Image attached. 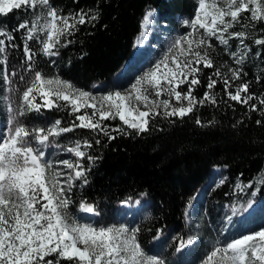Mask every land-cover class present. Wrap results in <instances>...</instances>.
<instances>
[{
    "label": "snow or ice",
    "instance_id": "6c2138e0",
    "mask_svg": "<svg viewBox=\"0 0 264 264\" xmlns=\"http://www.w3.org/2000/svg\"><path fill=\"white\" fill-rule=\"evenodd\" d=\"M13 10L31 14L30 19H22L13 31L25 33L23 53L29 63L28 70L34 75L20 97L21 102L3 107L4 127L0 128V264H165L163 259L148 254L141 246L138 227L129 228L125 224L99 226L80 222L70 213L73 203L70 193L76 187L83 188L88 184L87 174L91 168H85L83 161L85 157L90 163L97 159L86 151L92 148V143L76 140L74 146L65 149L76 158L75 162L63 159L54 164L47 158L49 154L45 150L52 146L53 138L58 139L77 128L115 140L113 133L148 132L150 117L162 115L165 119L178 117L182 120L192 114L197 105H217V94L213 89L218 81L222 83L228 100L246 106L249 101L258 100L264 105V96L249 93V82H242L229 91L235 81L247 75L244 65L251 47L245 40L256 24L264 23V0H197L194 17L184 21L190 31L173 42L159 63L136 80L126 93L114 91L100 96L77 88L59 76L46 77L33 69L31 61L35 53L29 48V42L43 33L38 41L40 54L48 58L59 56V49L72 43L69 37L74 36L81 26H95L100 19L98 10L81 9L62 15L51 0H0V14L7 15ZM244 13H248L243 17L246 23L241 20ZM154 15L155 10H146L142 26L150 25ZM237 25L242 30L231 31ZM260 31L264 32V29ZM14 39L5 26H0V65L4 66L0 69V81L8 86V92L13 89L7 70L6 41ZM252 39L258 48L264 46V38ZM213 40L222 46V52L230 55L236 67L227 63L218 66L214 62ZM232 40L237 41L235 49L230 44ZM255 55L259 57L260 51ZM224 68H227V74L222 71ZM204 69L215 70L206 77V90L198 99L193 93L201 84ZM20 79L23 80V76ZM181 85H187V89L178 90ZM38 98L41 103H37ZM42 109H62L73 115L74 120L71 126L62 127V121L56 119L50 126L31 128L20 120L32 112L42 115ZM83 109L92 111L79 114ZM250 110L258 111L257 105H250ZM259 111L264 116V109ZM117 118L122 122L121 127L110 128L103 123ZM195 122L201 124L198 118ZM94 143L99 145L101 141L95 139ZM61 167L68 172H61ZM259 182L264 183V176ZM251 186L238 183L236 188L244 191ZM252 203L249 200L247 207L250 208ZM242 209L243 206L241 209L234 207L233 216ZM79 211L99 214L93 204L83 199ZM228 222L231 223V217ZM161 232L158 230L155 238H159ZM193 242V238L181 240L177 251ZM202 264H264V228L242 234L222 246H214Z\"/></svg>",
    "mask_w": 264,
    "mask_h": 264
},
{
    "label": "trees",
    "instance_id": "16d2710c",
    "mask_svg": "<svg viewBox=\"0 0 264 264\" xmlns=\"http://www.w3.org/2000/svg\"><path fill=\"white\" fill-rule=\"evenodd\" d=\"M51 2L62 15L81 9L98 10L100 19L94 27L92 24L81 26L74 36L69 37L72 43L60 48L59 56L51 58L39 52L38 41L43 36L41 33L29 42V48L35 53L31 67L46 77L59 76L89 92H94L95 85H101L104 91L117 90L114 79L133 56L136 40L142 33L146 10L153 9L162 16L179 13L191 15L188 0ZM247 15L242 14V23L247 22L243 19ZM30 18V13L19 10H13L7 15L0 14V26H5L15 37L11 42L6 41V55L13 89L9 94H15L18 102H21L20 97L29 86L34 72L28 70L29 63L23 53L25 33L13 29L22 19ZM261 29H264V23L256 24L245 40L251 47L244 65L247 75L235 81L229 91H233L242 82H249V93L257 97L264 96V46L258 48L252 39L264 38ZM240 30V25L231 29ZM212 43L215 47L212 53L214 62L218 66L227 63L230 67H236L230 55L221 51L222 46L215 40ZM230 44L235 49L237 41L232 40ZM258 50L259 57L255 55ZM3 67L0 65L1 69ZM214 70L204 69L200 77L201 84L193 93L198 99L206 90V77ZM222 71L227 74V68ZM12 72L16 75L12 76ZM0 85V94H3L8 86L2 81ZM180 89L186 90L187 85H182ZM213 92L217 94V105H197L194 112L182 120L178 117L165 119L162 115L150 117L149 131L143 134L113 133L116 139L108 140L103 134L77 128L62 134L58 139L53 138L51 148L56 147L61 151L74 146L76 140H88L93 145L86 150L88 155L97 157L94 163H90L87 157L83 161L85 168L90 167L91 171L87 174L88 184L83 188L76 187L70 193L73 201L70 208L74 213L80 215L79 203L81 199L86 200L99 213L95 223L109 226L117 223L121 203H132L144 197L148 204L134 215L135 227L140 229L138 239L141 246L146 251L156 252L166 264H176L180 260L183 264L199 263L209 252L212 239L225 225L227 208L241 209L243 206L239 214L234 215L236 217L246 210L249 200L264 203V183L259 182L264 176V116L260 115L259 110L264 109V105H260L258 100L249 101L248 106L228 100L219 81ZM252 104L257 105L258 111L250 110ZM197 118L201 124L195 122ZM56 119L62 121V127L71 126L74 116L62 109H42V115L34 117L35 121L43 123L37 127L50 126ZM257 120L261 123L257 124ZM23 123L29 128L33 127ZM103 123L110 128L122 125L118 118ZM95 139H100L101 143L96 145ZM216 167L223 168L222 184L216 181ZM76 183L79 185L80 182ZM238 183L252 186L239 191L236 188ZM197 196L200 197L196 199ZM193 203L195 206L192 208L194 212L191 219L199 224L196 232L199 242L186 250L177 251L179 242L193 235V229L187 225L185 217ZM263 223L260 222L258 226ZM158 230H162L159 236L164 237L163 240L156 241ZM222 243L226 242L223 240Z\"/></svg>",
    "mask_w": 264,
    "mask_h": 264
},
{
    "label": "rangeland",
    "instance_id": "374dc122",
    "mask_svg": "<svg viewBox=\"0 0 264 264\" xmlns=\"http://www.w3.org/2000/svg\"><path fill=\"white\" fill-rule=\"evenodd\" d=\"M171 1H181V0H171ZM188 1H190L191 4V15L179 13V14H163L162 16L161 14L155 12V15L152 17L153 19L152 23L150 24V27L146 32L145 40H143L145 42L144 44L145 48L140 53L134 51L130 61L125 65V68L114 79L115 85L117 87V90L114 91H120L122 93H126L129 89H131L132 85L136 82V80L140 79V77H142L146 72H148L149 69L153 68L155 64L159 63L164 58V56L168 54L173 42L176 39H178L183 35H186L190 31V28L184 24V21L185 20L190 21L194 17L195 10L197 7V0H188ZM41 23H43V21H41ZM141 32L143 33V28ZM139 37L140 35L138 36V38ZM0 89H1V85H0ZM93 90L94 92L91 93L96 96L107 94L108 92H114L110 90L104 91L101 85H95ZM161 98L163 99L166 97H161ZM41 102L42 101L38 98L37 103H41ZM8 103H11L13 106H16L20 102L16 101L15 94H9V92L6 91L3 94H0V128L4 127L3 107ZM173 103H175V101H173ZM140 107L141 110H144L142 105ZM85 111L91 113L92 110L83 109L79 114H83V112ZM34 117L37 118V114L35 112H32L29 113L26 117H20L21 118L20 120L33 127L42 126L43 123L35 121ZM45 151L49 154L47 158L53 161L54 164L55 162L63 159L73 160L74 162L76 161V158L72 154H68L65 150L61 151V149H57L56 147H52V148L49 147ZM59 170L64 173L68 172L67 169L62 167L59 168ZM222 173L223 172L215 173L216 181H218L219 183L222 180H224V178L222 177ZM199 197L200 196H197L196 199H198ZM194 206L195 204L193 203L189 207L188 212L185 215L187 225L193 229L192 230L193 235L191 236V238H193L194 242L191 245H187L185 248L182 249V251L186 250L190 246L192 247V245H196L199 242L196 235V232L198 231L199 228V224H197V221L191 219L192 213L194 212L192 208ZM120 207H122L121 209L122 211L121 212L119 211V215L116 220L117 221L116 225L125 224L129 228L135 227V216H134L135 211L129 210L131 209V206L129 204H123ZM123 207H126V209H123ZM263 209H264L263 202H253L250 208L247 207L246 210L241 215L235 217L232 214V210L230 208H227L226 213H228V217H231V223L228 222V218H227L225 225H223V227L218 231V235L215 237L214 240L212 239V241L210 242L211 245L209 246V252L207 253V255L210 253V251L214 246H222L221 244L224 245L225 243H222L223 240L225 242H229L234 238L240 237L242 234L250 233L254 230H259L261 228H264L263 225L264 223L258 226L260 222L264 221ZM69 211L80 222L95 223V218L98 216L94 214L87 215L86 213H82V212H80V215H76L73 209L71 208H69ZM258 216H261V218ZM144 250L146 251V249ZM146 252L150 255H156L160 257L156 252L153 251H146ZM207 255L197 264H202V262L206 259ZM176 264H183V261L180 260Z\"/></svg>",
    "mask_w": 264,
    "mask_h": 264
},
{
    "label": "bare ground",
    "instance_id": "6f19581e",
    "mask_svg": "<svg viewBox=\"0 0 264 264\" xmlns=\"http://www.w3.org/2000/svg\"><path fill=\"white\" fill-rule=\"evenodd\" d=\"M153 20V19H152ZM150 27V25H148L146 28L142 26L143 28V33L140 35V37L136 40V45H135V52H141L145 47L144 44L145 42L143 40H145V35L146 32L148 31V28Z\"/></svg>",
    "mask_w": 264,
    "mask_h": 264
},
{
    "label": "clouds",
    "instance_id": "9594fccd",
    "mask_svg": "<svg viewBox=\"0 0 264 264\" xmlns=\"http://www.w3.org/2000/svg\"><path fill=\"white\" fill-rule=\"evenodd\" d=\"M218 168H219V170L221 169V167H216L215 168L216 170L214 171V173L219 172Z\"/></svg>",
    "mask_w": 264,
    "mask_h": 264
}]
</instances>
